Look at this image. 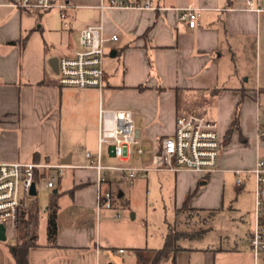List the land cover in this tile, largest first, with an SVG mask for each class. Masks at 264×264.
Wrapping results in <instances>:
<instances>
[{
	"label": "crops",
	"instance_id": "1",
	"mask_svg": "<svg viewBox=\"0 0 264 264\" xmlns=\"http://www.w3.org/2000/svg\"><path fill=\"white\" fill-rule=\"evenodd\" d=\"M102 3L107 0H68L65 19L57 7L0 0V161L65 164L62 175L66 171L70 181L65 191L70 195L58 211L56 241L37 235L29 264H103L110 259L111 246L102 244L104 218L109 210L118 212L125 193L114 192L118 182L109 177L102 188L116 194L115 208H97L101 186L88 165L98 154L101 106L132 110L147 150L124 161L117 157L118 164L136 167L135 179L158 181L175 214L186 202L218 214L227 178L246 173L255 182L251 170L264 158V10L251 9L248 0H153L156 9ZM189 5L200 9L195 27L180 19ZM94 23L103 24L108 38L104 87L60 84L59 59L82 48L81 30ZM193 112L218 123L222 148L217 169L209 174L159 169L160 140L174 133L178 115ZM111 171L129 180L124 171ZM205 197L212 202L204 203ZM254 210L244 243L224 247L223 237L220 244L195 243L207 230L181 238L182 248L159 264H264V252L255 254L249 246ZM170 222L165 219L159 238L137 230L114 251H128L138 264L134 248H160Z\"/></svg>",
	"mask_w": 264,
	"mask_h": 264
},
{
	"label": "built area",
	"instance_id": "2",
	"mask_svg": "<svg viewBox=\"0 0 264 264\" xmlns=\"http://www.w3.org/2000/svg\"><path fill=\"white\" fill-rule=\"evenodd\" d=\"M24 7H40L43 9L59 8L61 16L66 19L68 0H20ZM135 7L156 9L153 0H107L100 6ZM248 6L256 11L264 10L261 0H248ZM200 9L189 5L182 9L180 19L190 27L198 25ZM68 24V22H65ZM104 35L102 23L90 24L82 28L80 43L82 48L72 56L59 59V83L80 88L97 87L102 89L105 84ZM117 39V35L110 37ZM264 135V130L260 131ZM107 148L110 153L126 160L131 156H141L147 146L143 142L140 130L134 123L133 112L130 109H110L100 107V127L98 135V154L92 158L88 167L97 172V181L101 186L98 194L97 208L114 209L117 196L109 188L102 185L109 182L108 172L121 170L132 182L135 179L134 166L120 164H105L102 151ZM221 137L216 120L198 112L180 114L176 119L175 131L172 135L163 137L159 142V169L178 170L189 169L203 174L214 172L219 164L221 154ZM65 164H50L41 161H0V224L5 227L7 238L14 234L19 219L21 199H31L32 185L39 179L46 181L49 187L54 186V180L62 175ZM255 177V210L252 227L249 231V246L253 253L264 252V158L257 159L251 170ZM241 171H238L240 174ZM119 217L120 213L116 212ZM116 252L122 253L124 249Z\"/></svg>",
	"mask_w": 264,
	"mask_h": 264
},
{
	"label": "rangeland",
	"instance_id": "3",
	"mask_svg": "<svg viewBox=\"0 0 264 264\" xmlns=\"http://www.w3.org/2000/svg\"><path fill=\"white\" fill-rule=\"evenodd\" d=\"M103 162L118 164L119 160L108 150H104ZM135 162L137 163L136 160ZM114 174L115 176H113ZM68 175L65 171L62 177L56 178L54 187H48L43 179L36 182V199L40 206L39 240H45L47 237L46 209L55 190L58 189L60 193V206L62 200L70 195V192H65L66 186L70 182ZM108 176L118 182V185L113 186L112 190L116 193L122 190L125 195L119 197L118 200L119 209L117 211L120 216L118 217L112 210H109L107 218H104L107 221V227L105 229L102 227V244L106 242L105 245L111 246V252L107 254L110 259L107 262L104 261L103 264H123V262L135 264L136 256L128 251L119 254L114 251V248L124 246L128 239L132 240V234L137 230L144 233L148 230L152 239L159 238L161 231L164 230L166 218L171 220L170 223L174 225L173 227L188 236H199L210 225L211 228L195 243L220 244L222 237L221 244L224 247L233 246L234 242L239 244L245 242L251 221L250 211L255 208L256 201L254 178L247 179L246 173L227 178L226 183L221 187V195L218 199L220 204L217 208H220V211L211 221V210L192 208L189 205L179 208L175 214L168 196L164 193V188L158 181H153V178H150V183L145 176L137 177L131 182L118 171H109ZM33 200L35 198L26 204L29 205ZM202 201L204 203L212 202L209 197H205ZM99 217L101 219V215ZM16 237L17 232L15 231L14 234L8 236L6 241L0 240V264H16L7 245V242L14 241ZM188 240L182 239L181 242Z\"/></svg>",
	"mask_w": 264,
	"mask_h": 264
},
{
	"label": "trees",
	"instance_id": "4",
	"mask_svg": "<svg viewBox=\"0 0 264 264\" xmlns=\"http://www.w3.org/2000/svg\"><path fill=\"white\" fill-rule=\"evenodd\" d=\"M235 118L233 124H236L237 113H235ZM232 126L227 134V141L229 139ZM192 194L189 195V198ZM60 193L58 191L54 192L49 206L47 207V234L50 243H55L57 235V217L58 211L60 209L59 203ZM188 198V199H189ZM29 199L22 198L19 208V219L16 228L17 237L12 242H7L8 248L15 259L16 264H29V250L32 246L36 245V238L38 235L39 223H40V206L35 198L29 205L26 204ZM184 206H188L186 202ZM218 210H211L210 221L216 216ZM171 223H168V230L165 235L164 244L157 249L148 248H134L138 257V264H159L161 259L168 256L169 254H175L181 245L179 243L180 239L183 237H191L185 235L183 232L178 231L173 227ZM211 226H207L204 231L199 235L201 236L205 231L210 229Z\"/></svg>",
	"mask_w": 264,
	"mask_h": 264
},
{
	"label": "water",
	"instance_id": "5",
	"mask_svg": "<svg viewBox=\"0 0 264 264\" xmlns=\"http://www.w3.org/2000/svg\"><path fill=\"white\" fill-rule=\"evenodd\" d=\"M31 194L34 196L37 194L35 184L32 185ZM6 239H7V235L5 233V227L2 224H0V240L5 241ZM109 264H114V263H109Z\"/></svg>",
	"mask_w": 264,
	"mask_h": 264
}]
</instances>
